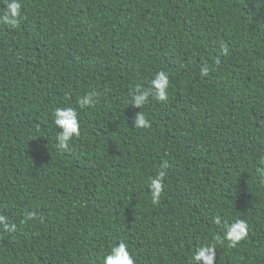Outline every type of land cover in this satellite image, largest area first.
<instances>
[{
  "label": "trees",
  "instance_id": "trees-1",
  "mask_svg": "<svg viewBox=\"0 0 264 264\" xmlns=\"http://www.w3.org/2000/svg\"><path fill=\"white\" fill-rule=\"evenodd\" d=\"M21 3L17 26L0 24V215L15 225H0V264H103L120 242L136 264H195L211 243L215 264H264V0ZM159 71L167 102L132 107ZM67 106L81 132L62 149ZM139 111L150 128H134ZM237 219L249 231L233 247Z\"/></svg>",
  "mask_w": 264,
  "mask_h": 264
},
{
  "label": "clouds",
  "instance_id": "clouds-1",
  "mask_svg": "<svg viewBox=\"0 0 264 264\" xmlns=\"http://www.w3.org/2000/svg\"><path fill=\"white\" fill-rule=\"evenodd\" d=\"M4 7L0 11V24L16 27L22 16L21 0H3ZM223 54H227V45H222ZM201 76L209 74V67L205 64L200 70ZM170 85L169 74L165 71H159L154 75L149 87L145 88L142 84H137L134 89L129 92L130 105L134 108H142L152 96L158 102H167L169 95L168 89ZM98 93L95 91L89 92L78 101L79 109L93 107L97 103ZM53 123L56 129H59L56 134V140L62 149H68L70 143L80 136L81 124L79 120V112L76 107H56L54 110ZM134 128L147 129L151 127L150 121L141 111L137 112L133 118ZM167 165H161L160 170L155 176L149 178V189L151 201L153 204H158L164 193V180L167 176ZM35 213H27V219L33 220ZM217 225H221V218L217 216L214 220ZM0 225H3L6 230H15V225L9 226L7 217L0 215ZM224 237L231 245L235 247L240 242L244 241L248 236L249 226L243 219H237L232 223L223 224ZM216 246L214 243L204 244L198 247L193 255L195 264H215L216 261ZM103 264H136L135 257L129 251L126 243L120 242L111 246L108 253L103 257Z\"/></svg>",
  "mask_w": 264,
  "mask_h": 264
}]
</instances>
